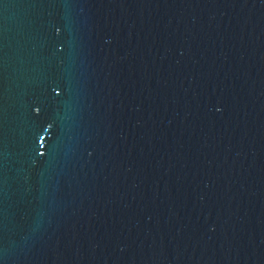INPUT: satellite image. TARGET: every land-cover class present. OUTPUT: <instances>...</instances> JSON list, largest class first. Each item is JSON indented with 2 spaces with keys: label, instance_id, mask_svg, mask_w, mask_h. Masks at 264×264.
Here are the masks:
<instances>
[{
  "label": "water",
  "instance_id": "95a60500",
  "mask_svg": "<svg viewBox=\"0 0 264 264\" xmlns=\"http://www.w3.org/2000/svg\"><path fill=\"white\" fill-rule=\"evenodd\" d=\"M0 264H264V0H0Z\"/></svg>",
  "mask_w": 264,
  "mask_h": 264
}]
</instances>
